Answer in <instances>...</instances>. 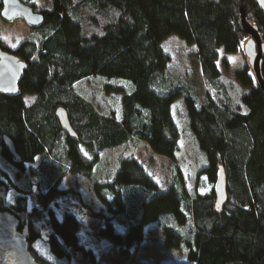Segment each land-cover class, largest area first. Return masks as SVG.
I'll list each match as a JSON object with an SVG mask.
<instances>
[{
	"label": "trees",
	"instance_id": "16d2710c",
	"mask_svg": "<svg viewBox=\"0 0 264 264\" xmlns=\"http://www.w3.org/2000/svg\"><path fill=\"white\" fill-rule=\"evenodd\" d=\"M149 1L157 9L183 11L196 23L205 100L174 66L172 52L159 42L139 0H51L43 25L11 48L27 68L20 95L0 94L1 156L14 168L10 174L0 167V208L29 224L36 260L56 264L34 248L40 235L33 224L53 202L72 201L85 210L78 190L60 186L65 172L92 173L105 151L134 139L175 159L182 133L174 108L180 99L203 155L193 186L188 188L175 167L171 185L163 187L136 155L121 158L113 179L94 182L96 196L111 213L101 233L128 251L142 242L146 225L159 223L165 246L186 249L187 261L157 264H264V90L248 62L236 72L237 81L220 68L221 49L237 53L249 37L240 6L263 41L264 10L255 0ZM99 75L108 79L106 92L120 94L116 108L102 111L75 90L78 82ZM24 94L36 98L29 104ZM60 106L77 137L57 119ZM4 135L13 140L21 161L10 153ZM220 175L227 198L217 206ZM10 189L17 192L12 199ZM36 190L37 204L29 208L28 197ZM166 212L176 223L162 221ZM50 223L43 241L51 254L67 259L70 248H82L75 211L61 217L51 212Z\"/></svg>",
	"mask_w": 264,
	"mask_h": 264
},
{
	"label": "rangeland",
	"instance_id": "374dc122",
	"mask_svg": "<svg viewBox=\"0 0 264 264\" xmlns=\"http://www.w3.org/2000/svg\"><path fill=\"white\" fill-rule=\"evenodd\" d=\"M38 8H48L51 0H33ZM144 12L151 21L157 38L164 47L172 52L174 56V66L181 73L183 78L190 84L196 85L202 100H205V89L207 83L204 80L200 64L196 55V46L193 33L196 23L190 21L183 11L175 9H157L153 7L149 0H139ZM1 12V4H0ZM225 21L223 15L220 22ZM33 29L21 18L13 22H6L0 14V41L6 46H17L24 38L33 35ZM224 61L226 63H224ZM248 59L241 50L237 53L226 54L221 49L220 68L224 77L237 81L236 72L244 67ZM108 79L103 76L83 80L75 85V90L92 100L102 111L110 110L118 106L119 93H108L104 90L103 84ZM246 91V90H244ZM36 96L24 94L27 103H32ZM180 99L175 101V117L181 129L180 147L175 159L155 153L144 141L134 139L127 144L113 147L105 151L101 161L92 173L66 171L60 182L62 188H72L81 193L85 210L81 211L72 201L53 202L44 209L45 214L41 219L34 222L33 227L40 235L34 242V248L39 251V255L45 259L58 264L61 262L69 264H157L158 262H185L187 261L186 249H173L165 246L164 232L158 223H150L145 226L144 238L137 247H132L126 251L119 244L112 242L101 233V227L111 217V213L98 199L94 191V182L98 180L113 179L120 164L121 158L128 155L136 157L146 166L147 170L153 174L156 180L163 187L171 185L172 175L175 167L184 174L188 188L193 186L194 174L203 162V155L192 136L188 127V120L184 113V108ZM38 161V158H37ZM0 167L5 168L13 174L12 164L6 162L1 156ZM36 192L28 197L29 208L37 204ZM17 192L10 189L8 198L12 199ZM67 210L75 211L81 221V247L80 249L70 248L67 259L58 258L51 254L43 238L47 237L51 231L50 214L55 213L61 217ZM89 211L92 213L90 214ZM162 221L168 224L176 223L172 213L166 212L161 215ZM108 240L109 245L102 247L101 241Z\"/></svg>",
	"mask_w": 264,
	"mask_h": 264
},
{
	"label": "water",
	"instance_id": "95a60500",
	"mask_svg": "<svg viewBox=\"0 0 264 264\" xmlns=\"http://www.w3.org/2000/svg\"><path fill=\"white\" fill-rule=\"evenodd\" d=\"M264 10V0H255ZM1 17L6 22H13L15 19H23L30 27L37 28L43 25L44 15L34 11L31 4L22 0H1ZM240 21L249 37L243 45L244 53L251 66L257 83L264 90V77L262 74V62L264 56V41L258 26L248 19L244 5L240 6ZM27 68V62L15 53L4 49L0 43V94L7 96H17L21 94L20 81ZM56 117L62 128L72 137H77L73 129L66 108L60 106L56 109ZM4 143L10 153L17 161L21 157L16 151L13 140L8 136H3ZM217 206L226 201V184L223 175H220L217 185ZM30 226L21 225L20 219L9 210L0 208V264H41L30 250ZM108 240H102L101 246L109 245Z\"/></svg>",
	"mask_w": 264,
	"mask_h": 264
},
{
	"label": "flooded vegetation",
	"instance_id": "af4514ba",
	"mask_svg": "<svg viewBox=\"0 0 264 264\" xmlns=\"http://www.w3.org/2000/svg\"><path fill=\"white\" fill-rule=\"evenodd\" d=\"M0 4H1V8H2V3H1V1H0ZM31 4H32V6H33V8H34V11L43 13L44 8H38V7L36 6V3H34V1L31 2ZM31 28L34 29L33 27H31ZM0 43H1V45H2V47H3L4 49H6V50L9 51V52H12V51H11V48H13V46L11 47V46L3 45L1 41H0ZM14 47H15V46H14ZM12 53H14V52H12Z\"/></svg>",
	"mask_w": 264,
	"mask_h": 264
}]
</instances>
